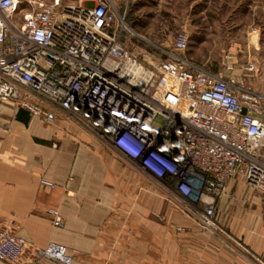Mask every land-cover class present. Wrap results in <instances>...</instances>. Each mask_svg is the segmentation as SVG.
<instances>
[{
	"label": "built area",
	"instance_id": "1",
	"mask_svg": "<svg viewBox=\"0 0 264 264\" xmlns=\"http://www.w3.org/2000/svg\"><path fill=\"white\" fill-rule=\"evenodd\" d=\"M85 1L54 0L19 19L23 0H0V101L97 133L176 192L205 227L216 226L231 183L264 193V93L187 59L185 34L167 59L132 52L118 38L109 2ZM52 212L54 225H63ZM26 246L0 222V262H17ZM43 252L59 264L72 261L56 242Z\"/></svg>",
	"mask_w": 264,
	"mask_h": 264
},
{
	"label": "crops",
	"instance_id": "2",
	"mask_svg": "<svg viewBox=\"0 0 264 264\" xmlns=\"http://www.w3.org/2000/svg\"><path fill=\"white\" fill-rule=\"evenodd\" d=\"M107 1L136 37V22L168 0ZM122 30L120 42L139 51ZM241 184L220 199L224 218L202 229L176 192L97 133L0 101V222L27 238L16 263L0 264H59L42 252L50 242L66 246L71 264H264V193ZM53 209L63 225H54Z\"/></svg>",
	"mask_w": 264,
	"mask_h": 264
},
{
	"label": "rangeland",
	"instance_id": "3",
	"mask_svg": "<svg viewBox=\"0 0 264 264\" xmlns=\"http://www.w3.org/2000/svg\"><path fill=\"white\" fill-rule=\"evenodd\" d=\"M52 1L23 0L16 9V16L22 19ZM61 1L74 3L77 0ZM118 24L122 33L141 47L139 51L129 49L141 52L148 60L149 57L154 61L170 57L175 39L185 34L188 47L183 54L187 59L264 93V0H179V4L168 0L153 19L144 14L136 22L135 30L140 34L136 37L131 35L129 25L116 19L115 25ZM151 40L157 41L156 46H150ZM252 64L255 69L249 70ZM203 208L199 205V210ZM223 213L217 209V216L224 218Z\"/></svg>",
	"mask_w": 264,
	"mask_h": 264
},
{
	"label": "bare ground",
	"instance_id": "4",
	"mask_svg": "<svg viewBox=\"0 0 264 264\" xmlns=\"http://www.w3.org/2000/svg\"><path fill=\"white\" fill-rule=\"evenodd\" d=\"M16 1V0H15Z\"/></svg>",
	"mask_w": 264,
	"mask_h": 264
}]
</instances>
